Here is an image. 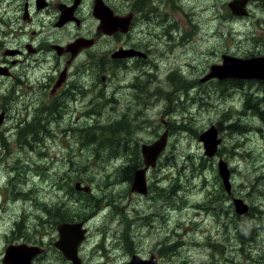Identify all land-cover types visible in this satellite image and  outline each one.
I'll return each mask as SVG.
<instances>
[{"label":"flooded vegetation","instance_id":"obj_1","mask_svg":"<svg viewBox=\"0 0 264 264\" xmlns=\"http://www.w3.org/2000/svg\"><path fill=\"white\" fill-rule=\"evenodd\" d=\"M234 1L0 0V201L12 209L7 214L12 220L6 225L3 257L8 246L26 244L38 248L31 264H74L57 245L58 227L64 222L85 223L87 232L77 249L82 264H166L180 252L175 247L178 250L169 255L168 234L161 236V220L169 212V190L161 171L154 170L173 147L172 125L179 124L184 132V102L190 100L192 106L207 103L215 112L219 98L240 97L239 121L250 125V130L241 131L243 136L255 127L246 119L248 113L264 117V113L248 111L251 100L259 101L264 109V79L213 77L202 81L212 66L224 63V56L264 57V0H240L244 3L241 15L232 9ZM201 11L211 14L207 25L213 31H222L221 41L212 46L211 66L202 74L200 69L193 70L199 66L195 58L179 63L177 55L173 56L180 45L192 40ZM231 31H241L244 38H232ZM231 110L223 106L213 120L224 135L218 151L222 155L227 150L224 142ZM164 133L166 146L156 165L146 170L147 193L133 191L135 173L145 167L144 145L155 143ZM50 143L60 149L58 167L65 169L64 175H123L124 184L129 183L127 198L133 202L134 217L129 210L128 218L117 223L128 230L113 231L107 219L119 210L122 200L124 190L117 182L110 186L88 183L90 191L79 190L100 199L90 214L86 202L72 198L64 182L55 183L59 198L55 194L51 199L35 197L37 188L25 183L24 175H33L48 159L45 149ZM91 159L98 164L89 166ZM263 175L255 179L252 193L242 197L249 211L240 215L239 245L246 253L258 251L250 255L249 264L264 261V252H260L264 247V238H260V234L264 237V189L259 188ZM257 194L260 208L248 200ZM159 201L164 204L154 213L143 215L151 205L144 213L136 208V204ZM56 204L75 220H60L54 213ZM91 217L107 222L96 239L90 235ZM139 223L153 237L159 235L149 247L137 246L142 237ZM172 232L179 233L177 228ZM115 235L128 243L122 258L111 242ZM226 239L207 249L215 250L218 258L225 252ZM222 260L220 264L230 261Z\"/></svg>","mask_w":264,"mask_h":264},{"label":"rangeland","instance_id":"obj_2","mask_svg":"<svg viewBox=\"0 0 264 264\" xmlns=\"http://www.w3.org/2000/svg\"><path fill=\"white\" fill-rule=\"evenodd\" d=\"M211 14L207 15L202 11L199 14V26L198 30L194 33L192 40L188 44H182L178 47L177 52L173 56L177 55L180 62L185 61V58L189 60L196 59L199 66H194L193 70H199V73H203L205 69L210 65L213 44L218 45L221 41L222 31H213L209 24ZM227 32L224 31V34ZM232 38L241 39L244 38L241 31L232 32ZM203 47V48H202ZM182 56V59L180 58ZM211 66V65H210ZM223 106H231L232 110L229 112L232 119L229 121L230 127H227L225 133L224 142L227 150L222 156L217 155L213 158H208L204 154L203 143L199 140V134L209 128L211 125H215L219 130V136L223 139V133L219 123L213 121L217 118V113ZM189 107H193L189 109ZM239 107L241 108V99L231 98L225 100L219 98L216 104L215 112L214 107L207 103H200L198 106H192V101L184 102L182 106L183 111V133L180 131L179 124L172 125L174 127L173 133V147L168 150L166 154L159 161L157 170L161 171L163 177L166 179V187L171 194L169 202V212L167 211L166 219L161 220L162 229L161 236L168 234V245L174 244L175 247L180 248V252L173 258H169L166 264H220L223 262V258L230 259L228 263L224 264H249L252 261L250 255H258L257 250L249 249L244 252L239 245V235L235 223L234 205L232 199L233 196L243 197L249 193H252V189L257 177H262L264 173V117L258 114H249L246 119L248 122L255 125L251 129V132L247 136H243L240 133L233 132V127L241 126L244 122L239 121ZM197 133V134H196ZM51 144V143H50ZM12 147L15 145L12 144ZM220 146L223 147L221 144ZM48 153L47 160L40 163V168L33 175H24V182L34 184L37 188L35 197L43 199H51L53 194L55 198H59L60 192L57 191L59 186H55V183L64 182L67 178L65 169L59 170L58 163L60 162V149L51 144V147L45 149ZM62 152V151H61ZM205 158V159H204ZM224 158L229 162L232 168V181L233 190L232 194H228V197H224L217 204L214 197L209 204L205 203L207 199V193L209 190H215L220 188L222 184L221 179L218 178L217 160ZM89 166H95L98 164L97 160H87ZM107 165H110L107 162ZM143 168V167H142ZM155 168V167H154ZM262 168L263 171L257 169ZM141 168H138L140 170ZM234 169V171H233ZM88 173L83 174L86 176ZM92 174V173H89ZM99 176H105V173H98ZM87 177V176H86ZM108 186L117 182L122 184L123 194L121 196L119 210H115L114 215L107 216L111 228L113 231H117L122 234V231L128 230L126 226L119 227L117 221L122 218H128L129 210L132 212L134 208L133 202H130L127 198L129 193V183L124 184L125 180L123 175L114 177L113 180L106 178ZM81 182L83 186L88 185L86 180H76L73 183ZM249 184H252L249 186ZM170 188L174 189V192L170 191ZM260 189H264V175L263 182H261ZM54 190V191H53ZM5 194L8 191L4 192ZM64 196V195H62ZM260 194L249 196L248 200L256 207H261ZM245 199V198H244ZM164 204V201L162 205ZM148 205H151L149 211L144 213L148 209ZM159 201L157 204H136V208H139L143 215L154 213L156 209L162 206ZM264 208V205L262 206ZM0 264L2 263V257L4 252V242L6 238V225L11 222L12 217L7 216L12 211L11 207L5 201H0ZM225 209V212H223ZM258 213V212H257ZM90 214V212H89ZM233 214V215H232ZM90 235L93 238L98 237L100 228L107 224L100 218H90ZM168 220V228L166 221ZM159 223V221H157ZM224 223V224H223ZM140 234H142L137 246H147L152 243L156 237H153L143 223H139ZM173 228H177L178 234L172 232ZM104 230V229H103ZM264 233V229H262ZM138 234V235H140ZM237 235V236H236ZM227 245L225 252L221 253L218 258L216 257L215 250L210 251L207 249L209 245L217 240H222L226 237ZM224 237V238H223ZM260 238L262 235L260 234ZM194 239L196 241L194 242ZM230 241L232 244L228 243ZM115 249L119 252L120 258L126 255L128 252V243L119 236H113L111 240ZM219 248H223L222 245H218ZM261 253L264 252L262 247ZM241 256L244 261L240 263ZM218 260V261H217ZM219 262V263H218ZM260 264H264L262 261Z\"/></svg>","mask_w":264,"mask_h":264},{"label":"water","instance_id":"obj_3","mask_svg":"<svg viewBox=\"0 0 264 264\" xmlns=\"http://www.w3.org/2000/svg\"><path fill=\"white\" fill-rule=\"evenodd\" d=\"M232 9L236 14H243L244 3L236 0L231 3ZM213 77L226 78L236 77L245 79H264V57L240 58L233 56H224V63L211 67L209 73L202 79L206 81ZM199 140L203 143L204 154L208 158L216 157L223 139L219 136V130L215 125H211L199 134ZM167 143V133H164L158 141L151 145H144L145 167L136 171L132 190L141 193H147L146 170L156 165L159 155L164 150ZM217 170L227 193L231 194L233 190L232 168L229 162L224 158L217 160ZM77 190L90 191L91 186H83L81 182L75 184ZM234 210L237 214L243 215L249 211V204L239 196L232 198ZM84 222L68 223L59 225L60 240L57 245L63 249L74 264H82L77 249L79 244L85 238L87 228ZM38 249V248H37ZM35 247L26 244L10 245L6 248L3 257L5 264H31L32 258L37 254ZM134 258V257H133ZM149 262V261H147ZM133 264H137L136 261ZM155 264V263H153Z\"/></svg>","mask_w":264,"mask_h":264},{"label":"trees","instance_id":"obj_4","mask_svg":"<svg viewBox=\"0 0 264 264\" xmlns=\"http://www.w3.org/2000/svg\"><path fill=\"white\" fill-rule=\"evenodd\" d=\"M254 110V113H260L263 114L264 113V109L260 106L259 101H255V100H251L249 103V107H248V111H252ZM233 132H237L240 133L245 132L250 130V125L248 124H243L242 126H235L233 127ZM197 134V133H196ZM219 151V150H218ZM223 154V151L221 152V154H218L219 156H221ZM205 159V158H204ZM234 171V169H233ZM109 178V180H113L115 176L113 175H107L106 178ZM104 176H99L97 174H87V177L82 175H68L67 178L64 180V183H66V185H69V187H67L66 189H70L72 191V195L71 197H75V199H78L79 201L86 202V205L88 206L89 212L93 213L94 210L98 207L99 201L100 199H98V197L93 196L91 194H88L87 192H80L79 190L76 189V187L73 184L74 181L76 180H86L88 181L90 184L93 183H107V179ZM219 178V175H218ZM220 180V179H219ZM80 194H82L83 198L80 196ZM207 199L205 200L206 204H209V200H212L215 196L216 200L215 203L217 204L219 201H221L223 199V197H228V194L225 192L223 185L220 184V188L219 189H215V190H209L207 193ZM168 199L171 198V194L170 192H168L167 194ZM109 198V197H108ZM42 205L46 206V208H48V203L47 202H43ZM72 205V208H74V205ZM62 206L56 204L54 207V213L55 215L60 218V220H66V221H74V217L71 216L70 214L61 212ZM235 212V211H234ZM233 215V214H232ZM233 217L235 218V222L237 219H239L235 225L238 231V235L240 234V231L242 229V220H241V216L239 214H237L235 212V215H233ZM237 236V235H236ZM178 250V248H175L174 244H170L168 245V251L167 253H169V255H172L174 252H176Z\"/></svg>","mask_w":264,"mask_h":264}]
</instances>
